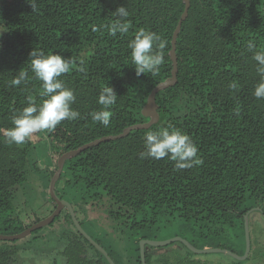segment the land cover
I'll return each instance as SVG.
<instances>
[{
    "label": "trees",
    "instance_id": "trees-1",
    "mask_svg": "<svg viewBox=\"0 0 264 264\" xmlns=\"http://www.w3.org/2000/svg\"><path fill=\"white\" fill-rule=\"evenodd\" d=\"M121 6L130 13L129 30L111 35L108 26L116 19L112 13ZM183 9L182 0H36L33 11L27 0H0V234L14 235L34 224H19L17 232H6L14 224L15 187L25 180L26 169L37 166L31 137L17 145L8 143L3 133L13 127V116L29 100L36 105L44 100L29 54L33 50L60 54L72 62L71 70L60 79L74 91L72 108L80 116L38 132L50 142L51 154L56 153L47 172L50 183L63 154L117 136L127 127L147 124L149 118L141 111L149 94L171 77V39ZM93 26L99 30L93 31ZM141 28L157 33L167 43L158 71L137 76L128 44ZM249 42L256 51H264V0H189L187 16L176 36L175 83L154 96L156 121L147 129L130 130L64 160L54 185L55 196L62 200L57 195L58 183L69 190L79 187L95 201L106 196L111 229L120 227L121 218H131L130 229L137 231L158 217H176L190 223L191 234L207 248L238 256L245 249L243 221L247 214L250 249L243 261L252 257L254 264H264V99L253 95L260 78ZM20 71L27 73L25 81L12 86ZM233 83L236 88L229 87ZM106 85L118 97L109 109L108 126L93 122L90 116L102 107L97 100ZM162 127L187 134L203 163L177 170L167 157L142 159L145 137ZM70 205L73 209L74 204ZM73 212L86 233L75 209ZM256 217L261 225L250 230L249 222L255 223ZM64 218L73 228L60 236L62 245L56 253L62 264H109L76 231L68 212ZM59 219L60 214L48 226ZM89 237L114 264H124L121 258L115 259L113 246H102ZM139 240L125 264H141ZM189 243L197 247L193 241ZM149 247H144L145 264H205L186 246L185 254L158 255ZM17 263L14 246L0 247V264Z\"/></svg>",
    "mask_w": 264,
    "mask_h": 264
},
{
    "label": "rangeland",
    "instance_id": "rangeland-1",
    "mask_svg": "<svg viewBox=\"0 0 264 264\" xmlns=\"http://www.w3.org/2000/svg\"><path fill=\"white\" fill-rule=\"evenodd\" d=\"M34 146V158H36V169H26L25 180L15 187L12 199V217L14 224L8 228L6 232H17L19 224L29 225L42 221L47 218L55 209L54 202L49 198V182L47 172L53 167V158L55 154H51V144L43 138L40 133H36L30 138ZM57 195L62 200L73 203V209L76 216L80 220L83 229L94 239H97L102 246H113L117 259L121 258L122 263L127 262L128 255L132 252L136 245V240L140 239L150 242H166L175 238H181L187 242L193 241L197 249H209L205 243L196 239L189 230L190 223H186L176 217H158L157 221L149 224L145 229L137 231L130 229L132 219H120V227L112 228L107 218V197L102 195L98 200L88 199L83 194V189L75 187V189L64 188L59 183L56 186ZM68 210L62 209L60 219L51 227L44 226L37 233L30 234L22 239L12 242H0V247L14 246L17 249V262L19 264H49L55 260L62 264V259L56 253L62 245L60 236L67 229L72 230L73 227L65 221ZM69 213V212H68ZM257 218V217H256ZM258 221V222H257ZM260 221V222H259ZM36 222V223H37ZM125 222V223H124ZM255 223H250V230L253 227L258 228L261 225V219L257 218ZM252 232V231H251ZM152 251L153 255L163 253L181 252L185 254L187 251L179 242H170L164 247L151 246L147 248ZM156 253V254H155ZM194 258L205 264H254V259L249 257L245 262H237V260L223 253H207L196 254ZM18 264V263H17Z\"/></svg>",
    "mask_w": 264,
    "mask_h": 264
},
{
    "label": "clouds",
    "instance_id": "clouds-1",
    "mask_svg": "<svg viewBox=\"0 0 264 264\" xmlns=\"http://www.w3.org/2000/svg\"><path fill=\"white\" fill-rule=\"evenodd\" d=\"M27 2L34 11L36 0H27ZM112 15L116 19L108 26L109 33L111 35L127 33L129 30L127 17L130 15L127 8L121 6ZM98 30L96 26H93V31ZM166 43V40L157 33L143 28L135 34L128 47L131 49L130 57L135 65L137 76L145 73L155 74L158 71L159 66L164 63L163 49ZM247 47L253 53L251 59L257 62L256 73L260 78L253 95L257 99H264V51H256V46L252 42H249ZM29 61L35 79L41 81L40 94L44 100L40 105L29 100L28 105L13 116V127L3 130L10 144L21 145L42 130L54 129L62 121H74L80 116V113L72 108L76 101L74 91L60 79L63 74L71 70V59L60 54L46 55L42 51L33 50L29 54ZM26 77L27 73L20 71L19 75L11 81V85H20ZM229 87L236 88V84L233 83ZM117 98L112 87L104 86L97 100L102 107L90 113L92 121L108 126L112 115L109 109L116 103ZM144 147L145 151L140 153L142 159L159 160L167 157L175 162L174 166L177 170L189 169L203 163L193 140L177 128L162 127L148 134L145 137Z\"/></svg>",
    "mask_w": 264,
    "mask_h": 264
},
{
    "label": "water",
    "instance_id": "water-1",
    "mask_svg": "<svg viewBox=\"0 0 264 264\" xmlns=\"http://www.w3.org/2000/svg\"><path fill=\"white\" fill-rule=\"evenodd\" d=\"M182 2L184 3V9L183 12L180 16V20L173 32L172 35V39H171V49L169 51V58L170 61L172 63V70H171V77L170 79L164 83L161 84L159 86H157L148 96V100L146 105L143 107L141 114L143 117H148L149 121L147 122V124L145 125H136V126H130L125 128L121 134L117 135V136H109V137H103L100 138L97 141H94L92 143L83 145L81 147H79L77 150H75L72 153H68V154H63L62 156H60L57 159V169L56 172L54 174V176L52 177V179L50 180L49 183V195L52 198V200L55 203V209L53 210V212L45 219H43L42 221H39L33 225H31L30 227H28L27 229L21 231L20 233L14 234V235H2L0 234V241H14V240H19L22 239L24 237H26L27 235H29L31 232L40 229L44 226L49 225L52 220L54 219V217L58 216L59 213L61 212L62 209L66 208L69 212L71 221L73 223L74 228L76 229V231L82 235L95 249H97L108 261L109 264H114L111 259L107 256L106 252L98 245L96 244L80 227L75 214L73 212V209L71 207V205L64 201V200H60L59 198H57L54 194V185L56 180L59 178V175L61 173V169H62V164L64 160L67 159H71L74 156H76L80 151L84 150L85 148H88L90 146L93 145H97L98 143L105 141V140H114L117 138H120L122 136H124L128 131L133 130V129H147L148 127H150L155 121H156V115L153 113V111L156 109V105L154 102V96L155 93L159 90H162L168 86H171L175 83V73H176V64H175V42H176V36L177 33L180 29V25L181 22L186 18L187 16V10L189 8V0H182ZM243 227H244V239H245V249H244V253L241 256H238L228 250L225 249H219V248H209V249H197L195 247H193L189 242H187L186 240H183L181 238H175L172 239L170 241H166V242H150V241H145L142 240L139 243V256H140V262L141 264H145V259H144V247L145 245L148 246H154V247H162L165 246L167 244H169L170 242H180L181 244H183L184 246H186L187 249H189V251H191L194 254H207V253H223L226 254L228 256L233 257L234 259L243 261L246 259L249 249H250V241H249V234H248V225H247V214L244 215V221H243Z\"/></svg>",
    "mask_w": 264,
    "mask_h": 264
}]
</instances>
